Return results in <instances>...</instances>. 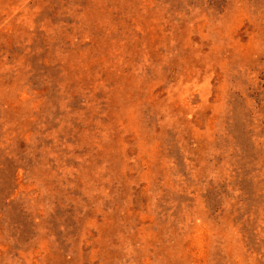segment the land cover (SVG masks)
<instances>
[{"label":"rangeland","instance_id":"rangeland-1","mask_svg":"<svg viewBox=\"0 0 264 264\" xmlns=\"http://www.w3.org/2000/svg\"><path fill=\"white\" fill-rule=\"evenodd\" d=\"M0 264H264V0H0Z\"/></svg>","mask_w":264,"mask_h":264}]
</instances>
